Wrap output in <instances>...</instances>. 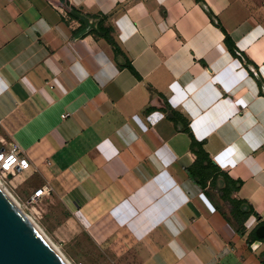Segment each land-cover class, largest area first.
I'll return each mask as SVG.
<instances>
[{"label":"crops","instance_id":"obj_1","mask_svg":"<svg viewBox=\"0 0 264 264\" xmlns=\"http://www.w3.org/2000/svg\"><path fill=\"white\" fill-rule=\"evenodd\" d=\"M57 1L0 0V126L21 180L121 264H264V0H69L118 52ZM184 119L241 182V227L191 179Z\"/></svg>","mask_w":264,"mask_h":264},{"label":"rangeland","instance_id":"obj_2","mask_svg":"<svg viewBox=\"0 0 264 264\" xmlns=\"http://www.w3.org/2000/svg\"><path fill=\"white\" fill-rule=\"evenodd\" d=\"M2 131L0 126V148L8 149L10 144L2 137ZM20 176L17 173L8 177L6 187L71 264H121L116 255L93 243L84 228L58 199L49 194L32 206L29 205L37 190L24 183Z\"/></svg>","mask_w":264,"mask_h":264},{"label":"water","instance_id":"obj_3","mask_svg":"<svg viewBox=\"0 0 264 264\" xmlns=\"http://www.w3.org/2000/svg\"><path fill=\"white\" fill-rule=\"evenodd\" d=\"M80 17L87 26L78 37L97 29V23L92 22L91 18L81 14ZM256 235L259 240L252 245L255 250L261 246L264 239V226L256 229ZM0 264H65L31 225L24 211L1 187Z\"/></svg>","mask_w":264,"mask_h":264},{"label":"trees","instance_id":"obj_4","mask_svg":"<svg viewBox=\"0 0 264 264\" xmlns=\"http://www.w3.org/2000/svg\"><path fill=\"white\" fill-rule=\"evenodd\" d=\"M57 3L67 9L71 16L83 21V19L80 17L82 12L71 5L69 0H58ZM84 16L95 18L91 15ZM92 31L105 37L111 44L115 46L117 52L120 51L119 47L110 36L109 29L104 27L102 20L98 21V28ZM227 41L230 46H232L229 36H227ZM235 53L237 54L236 50ZM128 66L135 72L130 63H128ZM170 111L175 115V119H178L179 114L172 109H170ZM182 124V130L184 132L190 133L192 137L191 155L193 157V164L188 168L191 179L199 184L210 198L214 197L212 194L213 191H217V193L220 195V198L228 206L235 220L241 227L245 218H247L253 212V209L249 207L245 201L234 198V194L241 188V182L233 180L227 174L223 173L217 165H215V163L210 158V155L205 150L204 144L196 140V138L191 133L189 122L186 119H184ZM221 182L223 183L222 185ZM259 226H264V222H261ZM250 239L251 244H253L256 240H259L256 235V229L250 234ZM262 241H264V239H262Z\"/></svg>","mask_w":264,"mask_h":264},{"label":"built area","instance_id":"obj_5","mask_svg":"<svg viewBox=\"0 0 264 264\" xmlns=\"http://www.w3.org/2000/svg\"><path fill=\"white\" fill-rule=\"evenodd\" d=\"M92 22H96L98 28V21L92 20ZM64 117H66V115H64ZM29 165V161L22 156L18 146H13L10 149H7L5 147L0 148V178L5 184L7 182V178L10 175L13 176L17 173H20L21 171L27 170L29 168ZM49 192L50 191L47 186L38 189L29 201V205L32 206L39 199L46 196ZM21 209L24 210L22 204Z\"/></svg>","mask_w":264,"mask_h":264},{"label":"bare ground","instance_id":"obj_6","mask_svg":"<svg viewBox=\"0 0 264 264\" xmlns=\"http://www.w3.org/2000/svg\"><path fill=\"white\" fill-rule=\"evenodd\" d=\"M0 187L6 191V193L10 196V198L15 202V204L21 208V204L19 200L16 198V196L6 187L5 183L0 178ZM23 209V208H22ZM24 211V210H23ZM25 216L31 223V225L35 228V230L44 238V240L47 242V244L51 247V249L63 260L65 264H71L66 257L63 255V253L55 246V244L48 238V236L45 234V232L40 228V226L35 222V220L27 214L25 211Z\"/></svg>","mask_w":264,"mask_h":264}]
</instances>
